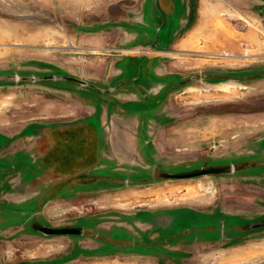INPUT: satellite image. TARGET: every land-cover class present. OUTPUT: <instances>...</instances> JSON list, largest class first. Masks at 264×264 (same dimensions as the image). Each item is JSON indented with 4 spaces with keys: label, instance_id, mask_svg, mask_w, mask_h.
<instances>
[{
    "label": "rangeland",
    "instance_id": "1",
    "mask_svg": "<svg viewBox=\"0 0 264 264\" xmlns=\"http://www.w3.org/2000/svg\"><path fill=\"white\" fill-rule=\"evenodd\" d=\"M166 1L0 0V264H264V0Z\"/></svg>",
    "mask_w": 264,
    "mask_h": 264
},
{
    "label": "crops",
    "instance_id": "2",
    "mask_svg": "<svg viewBox=\"0 0 264 264\" xmlns=\"http://www.w3.org/2000/svg\"><path fill=\"white\" fill-rule=\"evenodd\" d=\"M162 3H163V6H161V8L163 9V10H165V9H168L169 7H170V4H168L167 3V1L165 0V3H164V0H162ZM183 48H185V47H183ZM181 49V48H180ZM132 208H135V206L134 205H132L131 206ZM179 207H175V209H178ZM165 209V208H164ZM164 209H161V208H157V209H154V210H147V212H149V213H158L159 211H161V210H164ZM138 211H140V209H136L135 211H133V212H131V213H133V214H136ZM146 212V211H145ZM155 219V218H154ZM157 219V218H156ZM155 219V220H156ZM176 221H178L177 223L179 224L180 222H181V220L179 219V218H176ZM154 222V221H153ZM119 244H121V249H118V250H115L114 251V253L115 254H119L120 256V258L119 259H117V261H119V263H122V264H126V263H132V262H135L136 264H142L143 263V261L142 260H139V259H137V260H132V259H129V258H126V257H124L125 255H130V254H132V255H136V256H139V257H144L145 259L146 258H149L150 260H148V261H146V262H148L149 264H165V263H161V262H159L158 260H157V257H156V253H153V254H151V253H141V252H130V251H127L128 250V248H125V247H127V246H131V244L132 243H129V242H119ZM118 244V245H119ZM150 245H151V247L152 248H154V249H157V251L158 250H163V245L162 244H155V243H149ZM133 245V244H132ZM134 245H137L138 246V244H136V243H134ZM182 247L183 248H185L184 247V245H182ZM178 249H181L180 248V245H178V247H177ZM251 251H253L252 249H250ZM237 255H240V254H237ZM185 264V263H184ZM190 264H197V262H193V263H190Z\"/></svg>",
    "mask_w": 264,
    "mask_h": 264
},
{
    "label": "flooded vegetation",
    "instance_id": "3",
    "mask_svg": "<svg viewBox=\"0 0 264 264\" xmlns=\"http://www.w3.org/2000/svg\"><path fill=\"white\" fill-rule=\"evenodd\" d=\"M128 242L132 243L133 245L131 244V246H127L125 248H128V249L130 248V250H131L133 247H137V245H134L133 242H130V241H128ZM118 244H119V242L114 243L111 246L114 247V250L121 249V244H119V245ZM144 246L147 247L148 249L152 248L149 243L145 244ZM162 248H163V250H158V252H162V254L154 252V253H156L155 255H156L157 260L159 262L165 263V264H170V263L172 264V261H173L174 264H183L184 256H185L184 249H178V248H174V247H170V246H167V248H166L164 245ZM151 254H153V252ZM165 254H167L169 256L172 255L173 256L172 259H170V257L169 258L163 257V256H165Z\"/></svg>",
    "mask_w": 264,
    "mask_h": 264
},
{
    "label": "water",
    "instance_id": "4",
    "mask_svg": "<svg viewBox=\"0 0 264 264\" xmlns=\"http://www.w3.org/2000/svg\"><path fill=\"white\" fill-rule=\"evenodd\" d=\"M217 169H201L199 172L196 173H188V174H173V173H169L167 175L168 178H179V177H189V176H193V175H199V174H209V173H214L216 172ZM42 230L45 233H49V234H58V233H72L76 230L72 229V228H59V229H53V228H48V227H44L42 228Z\"/></svg>",
    "mask_w": 264,
    "mask_h": 264
}]
</instances>
